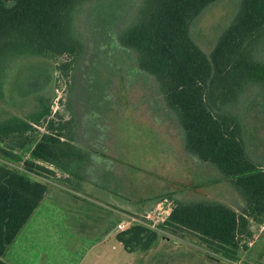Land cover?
I'll return each instance as SVG.
<instances>
[{"label":"trees","instance_id":"1","mask_svg":"<svg viewBox=\"0 0 264 264\" xmlns=\"http://www.w3.org/2000/svg\"><path fill=\"white\" fill-rule=\"evenodd\" d=\"M86 1L0 0V100L6 71L19 57L67 54L78 60L84 45L74 22ZM217 1L141 0L118 43L134 51L139 69L154 79L182 131L185 152L215 167L218 182L228 181L243 198L235 208L220 201H182L166 193L149 206L164 199L172 203L161 232L191 235L207 250L236 261L264 224V167L248 152L243 118L234 110L250 89L263 92L264 60L259 54L264 0H240L215 44L205 49L194 39L192 26ZM70 64L63 63L59 71L66 74ZM50 113V104L41 101L26 117L0 119V154L13 155L23 166L20 171L0 164V264H8L3 260L8 246L48 191V184L31 174L71 188H81L84 181L81 148L61 125L52 120L43 124ZM42 125L45 132L38 133L35 126ZM160 236L133 224L116 239L133 253L149 250Z\"/></svg>","mask_w":264,"mask_h":264},{"label":"rangeland","instance_id":"2","mask_svg":"<svg viewBox=\"0 0 264 264\" xmlns=\"http://www.w3.org/2000/svg\"><path fill=\"white\" fill-rule=\"evenodd\" d=\"M239 1L219 0L206 10L192 26L196 42L205 49L214 45ZM140 3L88 0L82 4L74 22L84 45L78 60L67 54L19 57L4 77L0 119L26 117L41 101L50 104V116L43 124L52 120L61 125L81 148L86 192L121 203L120 222L154 211L156 205L149 206L166 193L182 201L212 200L240 208L242 196L228 181L218 182L217 169L185 152L182 131L154 79L139 69L134 51L118 43V34L132 21ZM259 56L264 60V43ZM65 62L71 64L62 74L59 67ZM263 92L250 89L243 100L246 108L243 102L234 110L243 118L248 152L264 167ZM35 128L45 132L43 125ZM0 164L23 171L22 163L8 153L0 154ZM31 175L49 188L52 182L63 185ZM111 226L117 230L116 218ZM159 233V241L147 251L127 253L117 243L105 242L88 259L103 254L115 257V264H264V229L255 233V243L236 261L207 250L191 235Z\"/></svg>","mask_w":264,"mask_h":264},{"label":"crops","instance_id":"3","mask_svg":"<svg viewBox=\"0 0 264 264\" xmlns=\"http://www.w3.org/2000/svg\"><path fill=\"white\" fill-rule=\"evenodd\" d=\"M121 212V203L86 192L83 184L71 188L52 182L3 260L8 264H84L87 260L86 264H115L112 256L98 254L90 260L88 256L105 242L122 246L116 239L119 232L111 226L115 218L120 223Z\"/></svg>","mask_w":264,"mask_h":264},{"label":"built area","instance_id":"4","mask_svg":"<svg viewBox=\"0 0 264 264\" xmlns=\"http://www.w3.org/2000/svg\"><path fill=\"white\" fill-rule=\"evenodd\" d=\"M172 203L171 201H168L167 199H164L162 201H159L156 204L155 210L154 211H148L144 215H140L136 218H141V219H135L132 218V221L124 223L120 222L117 224L116 228L118 232L124 231L127 228H129L133 224H142L147 226L148 228L161 232L160 230V225L164 222L166 217L169 215L170 210H171ZM152 214H154L152 216ZM261 230L264 229V224L260 227Z\"/></svg>","mask_w":264,"mask_h":264},{"label":"water","instance_id":"5","mask_svg":"<svg viewBox=\"0 0 264 264\" xmlns=\"http://www.w3.org/2000/svg\"><path fill=\"white\" fill-rule=\"evenodd\" d=\"M166 241H167V238H166Z\"/></svg>","mask_w":264,"mask_h":264}]
</instances>
